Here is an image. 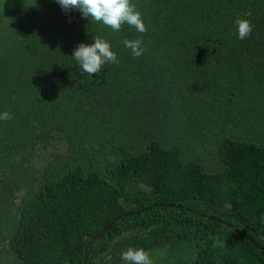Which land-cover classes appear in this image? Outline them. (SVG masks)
Here are the masks:
<instances>
[{"label":"trees","instance_id":"trees-1","mask_svg":"<svg viewBox=\"0 0 264 264\" xmlns=\"http://www.w3.org/2000/svg\"><path fill=\"white\" fill-rule=\"evenodd\" d=\"M133 3L145 34L56 0L0 16V264H264V0ZM94 37L118 63L93 77Z\"/></svg>","mask_w":264,"mask_h":264},{"label":"clouds","instance_id":"clouds-1","mask_svg":"<svg viewBox=\"0 0 264 264\" xmlns=\"http://www.w3.org/2000/svg\"><path fill=\"white\" fill-rule=\"evenodd\" d=\"M56 2L66 12L76 9L83 14L85 19L102 24L113 32L121 31L125 25L141 34L148 31L143 15L136 8L133 0H56ZM236 25L239 39L244 40L251 37L254 31L251 20L239 18L236 20ZM122 43L126 49L131 50L133 57H140L146 51L142 38L125 39ZM71 58L85 73L93 77L98 75L106 64L118 63L117 54L112 50L110 42L100 37H94V43L90 46L80 44L74 49ZM10 119L12 116L9 113L0 114V120ZM124 235L130 236L131 233ZM121 259L127 264H154L152 253L143 248L129 247L121 253Z\"/></svg>","mask_w":264,"mask_h":264},{"label":"rangeland","instance_id":"rangeland-1","mask_svg":"<svg viewBox=\"0 0 264 264\" xmlns=\"http://www.w3.org/2000/svg\"><path fill=\"white\" fill-rule=\"evenodd\" d=\"M26 2L27 0H0V16L9 12L14 19L23 18L21 8L26 6Z\"/></svg>","mask_w":264,"mask_h":264},{"label":"water","instance_id":"water-1","mask_svg":"<svg viewBox=\"0 0 264 264\" xmlns=\"http://www.w3.org/2000/svg\"><path fill=\"white\" fill-rule=\"evenodd\" d=\"M168 207H174V205H167ZM177 208H179L178 206H176ZM128 215H130V213L129 214H126V215H123L122 217H120V218H123V217H126V216H128ZM105 230V229H104ZM103 230V231H104ZM102 231V232H103ZM98 235L96 234V235H94V237L93 238H96Z\"/></svg>","mask_w":264,"mask_h":264}]
</instances>
